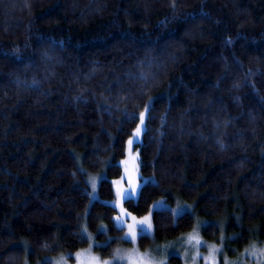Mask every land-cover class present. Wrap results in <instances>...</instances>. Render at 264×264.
<instances>
[{
  "label": "trees",
  "instance_id": "obj_1",
  "mask_svg": "<svg viewBox=\"0 0 264 264\" xmlns=\"http://www.w3.org/2000/svg\"><path fill=\"white\" fill-rule=\"evenodd\" d=\"M144 111L125 205L170 207L139 247L182 264L199 228L264 257V0H0V264L73 260L84 227L103 256L130 243L111 200Z\"/></svg>",
  "mask_w": 264,
  "mask_h": 264
},
{
  "label": "rangeland",
  "instance_id": "obj_2",
  "mask_svg": "<svg viewBox=\"0 0 264 264\" xmlns=\"http://www.w3.org/2000/svg\"><path fill=\"white\" fill-rule=\"evenodd\" d=\"M143 113H145L144 125L141 126L140 120L137 125V127L142 128L140 136L138 138L134 137L136 127L127 141L126 156L121 159L123 175L114 180L116 195L111 200V203L117 209L114 221L119 227H124L123 237L130 243L120 244L116 246L110 255L103 256L97 248L99 245H104V242L100 241L94 232L84 227L82 232L88 239V244L74 252L73 260H70L66 253H61L56 256H41L31 264H44L45 261H51V264H105V262H108V264H168L167 258L164 259L163 256L167 255L173 248H177V244L168 242L164 245H159L156 243L152 248L142 250L139 247V238L142 234L153 235V210L161 207H170V204L166 203L163 199L157 200L144 215L133 213L125 205L126 199L138 196L142 186L139 172V152L135 148V144L142 140L143 132L146 128V112L144 111ZM130 140L133 141L131 145L129 144ZM101 177V174L97 173L89 176L91 200L99 196L98 185ZM128 191L131 192L130 197L124 195ZM145 217H148L150 227L149 224L141 226L137 223ZM133 225H135V228H133ZM141 227L145 230L142 231ZM131 232H134L135 235L130 236ZM203 244H206V242L203 240L199 228H196V231L189 232L186 238V247L182 252V264H247L239 260L240 258H229L219 245L206 246ZM257 255L251 256L253 262L249 261L250 264H264V257H258ZM26 264H29V262H26Z\"/></svg>",
  "mask_w": 264,
  "mask_h": 264
},
{
  "label": "snow or ice",
  "instance_id": "obj_3",
  "mask_svg": "<svg viewBox=\"0 0 264 264\" xmlns=\"http://www.w3.org/2000/svg\"><path fill=\"white\" fill-rule=\"evenodd\" d=\"M150 103H151V101L149 102V104ZM145 110L146 111H150L149 105H146L145 106ZM144 119H145V113L142 112V113H140V124H141V126L144 125ZM141 130H142L141 127H137L136 132L134 133V137L138 138L140 136ZM132 143H133V141L130 140L129 141V144L131 145ZM124 195L126 197H130L131 196V192L130 191L125 192ZM137 223L140 224L141 226H143L144 224H149V219H148V217H145L143 220L138 221ZM149 227H150V224H149ZM133 228H135V225H133ZM141 230L144 231L145 229H143V227H141ZM129 235L130 236H134L135 233L134 232H131ZM105 264H108V262H105Z\"/></svg>",
  "mask_w": 264,
  "mask_h": 264
}]
</instances>
